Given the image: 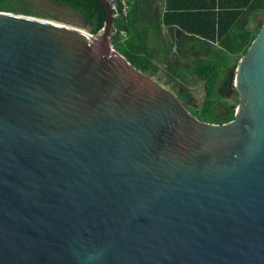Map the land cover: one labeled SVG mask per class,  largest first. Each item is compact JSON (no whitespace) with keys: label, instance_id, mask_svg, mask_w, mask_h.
<instances>
[{"label":"water","instance_id":"water-1","mask_svg":"<svg viewBox=\"0 0 264 264\" xmlns=\"http://www.w3.org/2000/svg\"><path fill=\"white\" fill-rule=\"evenodd\" d=\"M95 34L0 11V264H264V23L198 120Z\"/></svg>","mask_w":264,"mask_h":264},{"label":"trees","instance_id":"trees-1","mask_svg":"<svg viewBox=\"0 0 264 264\" xmlns=\"http://www.w3.org/2000/svg\"><path fill=\"white\" fill-rule=\"evenodd\" d=\"M70 8L89 34L99 31L105 11L96 0H48ZM112 48L142 73H160L182 86L196 79L203 88L200 109L187 107L198 120L223 124L233 120L238 99L222 100L240 59L264 23V0H113ZM0 11L60 21L0 0ZM256 15H262L251 29ZM259 24V25H258ZM222 100V101H221ZM223 104V113H217Z\"/></svg>","mask_w":264,"mask_h":264},{"label":"rangeland","instance_id":"rangeland-1","mask_svg":"<svg viewBox=\"0 0 264 264\" xmlns=\"http://www.w3.org/2000/svg\"><path fill=\"white\" fill-rule=\"evenodd\" d=\"M19 7H25L30 9L33 12L46 15L48 17H55L59 19L60 23H64L70 26H74L80 28L87 32L86 28L81 26V22L77 17L76 13H74L70 8L64 6H58L50 3L48 0H12ZM18 13V12H17ZM45 19V18H44ZM48 20H52L46 18ZM55 21V20H53ZM149 77L153 80L161 84L164 88L168 89L174 95H176L187 107L200 109L203 105V88L202 85L196 79L189 80L188 83L182 86H176L175 82L170 78H167L163 71L160 73H147ZM222 100L233 103L236 97L233 95H224L222 93ZM221 100V101H222ZM223 104L219 105L216 112L223 113ZM236 108V107H235Z\"/></svg>","mask_w":264,"mask_h":264},{"label":"built area","instance_id":"built-area-1","mask_svg":"<svg viewBox=\"0 0 264 264\" xmlns=\"http://www.w3.org/2000/svg\"><path fill=\"white\" fill-rule=\"evenodd\" d=\"M108 2H109L110 9L112 11V17L120 16V12H118L116 2H114L113 0H108ZM122 3L124 5V14H126V12H127L126 11V7H127L126 1L125 0H122Z\"/></svg>","mask_w":264,"mask_h":264},{"label":"flooded vegetation","instance_id":"flooded-vegetation-1","mask_svg":"<svg viewBox=\"0 0 264 264\" xmlns=\"http://www.w3.org/2000/svg\"><path fill=\"white\" fill-rule=\"evenodd\" d=\"M220 96L222 95V93L226 96L228 95H233V97H236L238 99V96L236 94V92L233 90V88L230 85H224L222 87V89L219 90ZM222 97V96H221ZM181 101V100H180ZM183 102V101H181ZM185 105V104H184ZM186 106V105H185ZM187 107V106H186Z\"/></svg>","mask_w":264,"mask_h":264},{"label":"crops","instance_id":"crops-1","mask_svg":"<svg viewBox=\"0 0 264 264\" xmlns=\"http://www.w3.org/2000/svg\"><path fill=\"white\" fill-rule=\"evenodd\" d=\"M158 2H159V4H161V1H160V0H158ZM260 18H262V15H256V16H255V20H254V22L249 26V29H251L254 25H256V24H257V20L260 19ZM258 25H259V24H258Z\"/></svg>","mask_w":264,"mask_h":264}]
</instances>
